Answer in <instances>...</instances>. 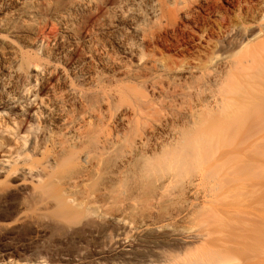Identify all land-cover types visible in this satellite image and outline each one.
I'll return each mask as SVG.
<instances>
[{
  "label": "bare ground",
  "instance_id": "obj_1",
  "mask_svg": "<svg viewBox=\"0 0 264 264\" xmlns=\"http://www.w3.org/2000/svg\"><path fill=\"white\" fill-rule=\"evenodd\" d=\"M181 4L0 0V173L21 176L59 228L87 219L73 238L104 236L89 255L102 264H264V128L213 153L233 105L264 108V23L213 100L209 71L146 60L164 6ZM252 10L264 22V0Z\"/></svg>",
  "mask_w": 264,
  "mask_h": 264
},
{
  "label": "rangeland",
  "instance_id": "obj_2",
  "mask_svg": "<svg viewBox=\"0 0 264 264\" xmlns=\"http://www.w3.org/2000/svg\"><path fill=\"white\" fill-rule=\"evenodd\" d=\"M261 1L183 0L178 6L165 5L158 25L159 36L147 47L146 60L174 71L195 72L199 76L209 71L217 82L207 84L203 93L213 100L221 99V83L227 76L230 61L240 53L251 35L263 27L264 22H258L252 10ZM184 7L193 11L191 17L181 15ZM55 31L56 28L50 25L41 36ZM244 85L246 89L253 86L248 85L247 80ZM243 87L238 91L243 92ZM260 88L264 89V85ZM145 92L151 95L149 91ZM247 103L238 104L239 107L233 105L239 116L230 124L233 125L231 134L227 133L219 141L213 153L234 149L248 130L264 128V120L259 118L264 108L257 101V104L245 106ZM204 106L212 109L214 103L207 100ZM217 113L225 112L221 109ZM21 179L19 175L0 173V264L104 263L89 255L109 245L106 238L99 234L84 240L73 238V231L82 229L87 219L70 232L59 228L32 196L31 188L20 185ZM145 234L149 237L162 235L156 230ZM142 235L137 236L142 239ZM179 237L174 236L175 239Z\"/></svg>",
  "mask_w": 264,
  "mask_h": 264
}]
</instances>
